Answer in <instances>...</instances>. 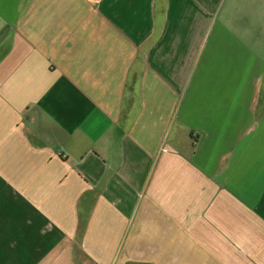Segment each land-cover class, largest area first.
Returning <instances> with one entry per match:
<instances>
[{"label": "crops", "instance_id": "obj_1", "mask_svg": "<svg viewBox=\"0 0 264 264\" xmlns=\"http://www.w3.org/2000/svg\"><path fill=\"white\" fill-rule=\"evenodd\" d=\"M0 264H264V0H0Z\"/></svg>", "mask_w": 264, "mask_h": 264}, {"label": "trees", "instance_id": "obj_2", "mask_svg": "<svg viewBox=\"0 0 264 264\" xmlns=\"http://www.w3.org/2000/svg\"><path fill=\"white\" fill-rule=\"evenodd\" d=\"M90 195V194H89ZM92 212V211H91ZM87 225H85V221L84 223H82L81 225V230H80V235L83 236L84 233H85V228H86Z\"/></svg>", "mask_w": 264, "mask_h": 264}]
</instances>
